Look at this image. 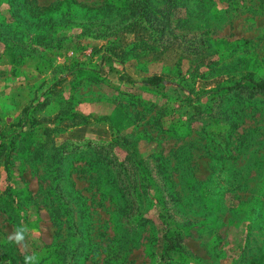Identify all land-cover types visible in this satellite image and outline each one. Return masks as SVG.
Listing matches in <instances>:
<instances>
[{"label":"rangeland","instance_id":"obj_1","mask_svg":"<svg viewBox=\"0 0 264 264\" xmlns=\"http://www.w3.org/2000/svg\"><path fill=\"white\" fill-rule=\"evenodd\" d=\"M244 76L264 79V0H0V133L17 131L15 211L36 229L9 241L0 168V245L58 243L42 264H264V91L226 89Z\"/></svg>","mask_w":264,"mask_h":264},{"label":"trees","instance_id":"obj_2","mask_svg":"<svg viewBox=\"0 0 264 264\" xmlns=\"http://www.w3.org/2000/svg\"><path fill=\"white\" fill-rule=\"evenodd\" d=\"M158 81L155 80L153 83H157ZM246 85H249L250 87L256 89V90H260V91H264V79H253L249 76H244V77H240L237 81L233 82L231 85L226 86V89H235V88H239V87H244ZM15 106V105H13ZM19 106V112L15 114L18 115L17 117L19 118V121L23 126L25 127H29L31 124V121H29L27 119V117L25 118L24 116H20L21 111H25L23 105L16 103V107ZM103 121H107L109 123V120L106 117H101L99 118ZM19 131V130H18ZM17 133V131L12 130L11 132L9 131L7 134H3L0 133V168H2V170L5 173V180H6V186L4 189L7 190V194L11 195L13 198L11 199L12 202V206L7 208V215H8V219L14 223L16 226L21 224V218L19 216V214L15 211V207L17 208V205H19L18 200H16V192H14L12 190V184H11V180H12V167H13V157L12 154L13 152H15L16 148H18V146H16L15 143V134ZM115 136L113 137V140L111 143H106V144H97V147L99 149V151H103L102 148L104 147L106 150L107 149H111L112 148V143L115 141ZM66 143L67 142H60L58 143L55 147H53V153L48 154L46 157H44V161H43V165H44V169L46 171V179H49L50 181L56 179L58 177V175H60V172L62 171V163L64 164L66 162V160L68 159V155L71 153L72 150H68L66 148ZM77 145V144H76ZM73 145L72 149L76 148L77 146ZM38 148H35L33 151L34 155H40L41 152L44 150L47 151V149L49 147H46L45 144L41 145L38 144ZM80 146V145H79ZM85 146H89L88 143L84 144ZM93 149V146H92ZM105 151V150H104ZM66 154V155H65ZM71 170V168H69L68 172L69 173ZM45 192L50 193V188L49 187H44L43 189ZM57 195V194H54ZM57 203L55 205L52 206L53 210L57 209ZM165 239V244L162 247V251H161V256H165L168 255L169 252L173 251L175 248L174 243L172 242L171 238L164 236ZM56 242H52L50 244H46L43 246V249H39L37 250L40 255V264L44 263L46 261V259L49 258V254L51 251H54V253L59 252V247H57ZM6 245L2 246L0 245V264H23V257H24V252L21 255H16L13 254L10 250H6ZM5 248V249H3ZM52 248V250H51ZM33 252V251H31ZM29 252V253H31ZM47 254L46 256L43 254ZM18 262V263H16Z\"/></svg>","mask_w":264,"mask_h":264},{"label":"clouds","instance_id":"obj_3","mask_svg":"<svg viewBox=\"0 0 264 264\" xmlns=\"http://www.w3.org/2000/svg\"><path fill=\"white\" fill-rule=\"evenodd\" d=\"M35 231L36 229H30L27 225H20L14 230L12 234L9 235L8 239L10 242L26 248L28 238L30 237L31 233ZM40 259L39 253L35 251L31 253H25L23 257V264H40Z\"/></svg>","mask_w":264,"mask_h":264}]
</instances>
